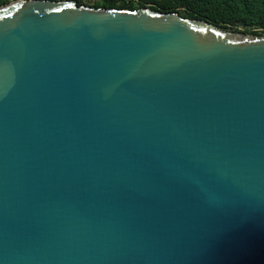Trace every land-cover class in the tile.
<instances>
[{"label":"water","instance_id":"1","mask_svg":"<svg viewBox=\"0 0 264 264\" xmlns=\"http://www.w3.org/2000/svg\"><path fill=\"white\" fill-rule=\"evenodd\" d=\"M0 264H264V35L0 5Z\"/></svg>","mask_w":264,"mask_h":264},{"label":"trees","instance_id":"2","mask_svg":"<svg viewBox=\"0 0 264 264\" xmlns=\"http://www.w3.org/2000/svg\"><path fill=\"white\" fill-rule=\"evenodd\" d=\"M77 5L79 0H73ZM102 0L94 8L137 9L175 12L181 17L205 20L222 27H242L252 35H264V0ZM9 0H0V5Z\"/></svg>","mask_w":264,"mask_h":264},{"label":"rangeland","instance_id":"3","mask_svg":"<svg viewBox=\"0 0 264 264\" xmlns=\"http://www.w3.org/2000/svg\"><path fill=\"white\" fill-rule=\"evenodd\" d=\"M9 1H13V0H9ZM52 1H60V0H52ZM64 1V0H63ZM102 0H79L80 4L79 5H85V6H89L92 7L91 5L96 3V2H101ZM134 4H136V0H132ZM101 8V7H100ZM147 8V7H144ZM149 9V8H148ZM229 27V26H228ZM231 30L236 31V32H240V35L242 36H248L250 35L248 32L245 31V29H243L242 27H237L236 29H234V27H229Z\"/></svg>","mask_w":264,"mask_h":264}]
</instances>
